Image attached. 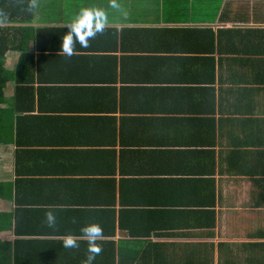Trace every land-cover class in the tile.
<instances>
[{"label":"crops","instance_id":"crops-1","mask_svg":"<svg viewBox=\"0 0 264 264\" xmlns=\"http://www.w3.org/2000/svg\"><path fill=\"white\" fill-rule=\"evenodd\" d=\"M69 1L40 6L39 26L66 27L81 8L97 6L120 31H177L163 43L156 41L161 30L144 36L149 47L171 50L154 53L162 62L142 60L136 70L125 62L132 53L118 52L112 75L108 60L92 58L111 47L106 39L70 60L61 46L40 59L44 52L35 51V101L21 112V141L0 145V181H20L26 196L24 238L58 242L45 255L56 264H82L86 244L69 250L62 241L95 221L103 242L136 249L144 262L264 264V0H120L126 16L109 0ZM18 57L9 55L11 68ZM8 95L12 101L13 85ZM50 205L61 209L59 231L42 225ZM15 206L0 201L3 212ZM210 211L214 227L206 228ZM39 227L48 233L31 235ZM130 230L141 237L132 239ZM149 230L156 235L142 237Z\"/></svg>","mask_w":264,"mask_h":264},{"label":"trees","instance_id":"trees-1","mask_svg":"<svg viewBox=\"0 0 264 264\" xmlns=\"http://www.w3.org/2000/svg\"><path fill=\"white\" fill-rule=\"evenodd\" d=\"M64 1L70 4L69 0H50V5H52V7L54 6L55 8L64 6ZM24 7V0H0V8L6 10V12L9 14V22L7 23L8 25L6 24L5 26L0 27V145L10 144L13 142L19 144L21 141L20 136L22 133L23 124L21 112L23 109L33 107L35 101L36 88L34 85H32V80H30V76H33L35 51L40 53L44 52V54H39L40 56L38 55L39 59L45 57V55H49V51L55 50L57 48L56 46H62L63 36L68 31V28L63 26H39V24L42 23V19L44 17L43 15L41 18H39L40 7L35 14L25 12ZM63 17L68 18V16ZM46 21L47 22H43H57L55 20ZM11 24L16 25L13 26ZM158 30H161V33H155ZM119 31L120 30L118 28L108 27L103 34L98 35L94 40L90 41V46L101 44V42L105 39L107 42L110 41L111 47L97 48L101 52L104 50L108 51H104V54L101 56L92 57L94 59L108 60L105 72L110 75H112L114 68H118V52L125 53V51H128V53H132L127 54L125 57V62L127 60H132V67L136 70L140 67V61L142 62V60H144L146 64L158 59V61L162 62V59L165 57H155L154 53H166L165 51L169 50H156L152 47H149L144 39V36H147V40L149 41L151 36L157 34L156 41L163 43L168 40L169 34L173 35L177 30L170 28L153 29L127 27L122 28L120 33ZM108 36H111L110 40L106 38ZM77 49L81 50V47L77 45ZM11 53L19 54L18 61L14 68H11L8 62L9 55ZM123 58L124 56H122L120 59L122 77L124 74L129 73V67L127 65L125 66V63H122ZM209 60L212 61V57ZM139 74L142 76L149 75V73L142 72H139ZM122 79L124 80V77ZM12 85L15 88V95L14 99L9 101L10 97L8 95V88H10ZM43 89L44 87L40 88V90L44 91ZM98 89L102 88L97 87L96 90ZM139 89L145 90L144 87H139ZM114 97H116L115 94ZM23 105H25V107ZM17 159H21V154L18 149ZM20 162L21 161H18L17 165L20 164ZM17 174H20L19 169H17ZM19 188L20 181H0V201L12 202L16 205L13 212H3L0 210V264H56V261L53 259H47L45 255L51 254V244H57L58 242L50 243L49 241L36 238H24L26 237L24 235L27 233V231L22 230V222L24 218L22 216V209L24 207L23 203L26 196L23 198L20 197ZM213 197L214 196L212 193L208 195V198L211 202L213 201ZM110 214L112 216L114 212L110 211ZM93 216L98 215L95 214ZM204 216L206 220L205 227H214V212H205ZM84 224L85 223H83V225ZM112 224L115 225V222L112 221ZM163 227L166 229L169 228V226H162L160 228ZM40 230L41 227L33 228L31 235H44L45 233H48V231L50 232V230L45 232ZM151 233L156 235V233L149 230L145 234L147 236L142 237L148 238L150 237ZM77 234H79V230ZM115 234L116 231L113 227L109 237H115ZM129 234L132 239H139V237L142 235L136 234L132 230H130ZM123 246L124 244L119 246V244L112 240L109 242H103L104 250L102 254L106 255L107 261L106 263H101V256H98L95 263L135 264V262L139 260L142 264H159L158 261L155 262L156 258H152L151 262H148L147 260L144 262L141 257L137 258L138 251L136 249L123 252ZM140 253L142 256H146L148 249L146 250V248H143ZM131 259H133V261L130 263Z\"/></svg>","mask_w":264,"mask_h":264},{"label":"clouds","instance_id":"clouds-1","mask_svg":"<svg viewBox=\"0 0 264 264\" xmlns=\"http://www.w3.org/2000/svg\"><path fill=\"white\" fill-rule=\"evenodd\" d=\"M24 11L35 14L40 7V0H24ZM108 6L126 16L127 12L122 7L120 0H109ZM9 22V14L3 8H0V27L5 26ZM111 21L108 12L97 6L83 7L72 18L70 23L66 25L67 33L63 36L60 55L66 59H71L78 53L77 45L81 48L90 46V41L94 40L98 35L104 33L109 27ZM59 206H48L44 211L42 225L51 230L59 231L60 221L58 212ZM72 224L78 223V218H71ZM104 227L99 222H90L84 224L79 229V234L66 233L62 244L65 249L79 250L81 243L87 245L86 258L82 264H95L98 256L103 253Z\"/></svg>","mask_w":264,"mask_h":264},{"label":"rangeland","instance_id":"rangeland-1","mask_svg":"<svg viewBox=\"0 0 264 264\" xmlns=\"http://www.w3.org/2000/svg\"><path fill=\"white\" fill-rule=\"evenodd\" d=\"M40 6L44 7V9H46V8L49 9V8H50V4L48 3V0H40ZM47 12H48V11H47ZM47 12H46V13H47ZM67 15L70 16L71 13L68 12ZM9 60H10V63H13V62H12V58H10ZM229 239H232V238H229Z\"/></svg>","mask_w":264,"mask_h":264},{"label":"water","instance_id":"water-1","mask_svg":"<svg viewBox=\"0 0 264 264\" xmlns=\"http://www.w3.org/2000/svg\"><path fill=\"white\" fill-rule=\"evenodd\" d=\"M7 25H8V24H7ZM11 25H13V24H11ZM14 25H16V24H14ZM14 25H13V26H14Z\"/></svg>","mask_w":264,"mask_h":264}]
</instances>
